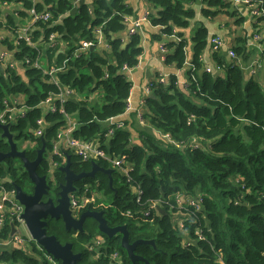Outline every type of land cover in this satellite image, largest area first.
I'll list each match as a JSON object with an SVG mask.
<instances>
[{
  "label": "trees",
  "instance_id": "trees-1",
  "mask_svg": "<svg viewBox=\"0 0 264 264\" xmlns=\"http://www.w3.org/2000/svg\"><path fill=\"white\" fill-rule=\"evenodd\" d=\"M15 1L24 5V16L32 7L38 12L51 13V19L35 23L32 39L37 42L42 38L44 43L51 34L57 33L66 48L56 55L55 65L61 66L68 59L66 68L57 73L60 85L49 81L42 69L33 67L37 59L45 57H49L48 66L51 65L59 46L47 47V43H41L32 47L20 40L15 60L24 61V70L0 66V105L8 96L22 93L30 107L27 117L11 127L15 140L26 137L38 139L40 146L46 143L47 150L37 172L50 177L48 150L59 129L67 124L58 99L55 112L39 104L50 94L59 93L61 86H68L75 94L66 98L63 106L78 124L73 135L87 141L98 138L108 153L126 155L133 163L131 174L142 183L145 199L171 197L177 192L204 197L202 212L187 221L184 233L170 211L166 215L161 211L151 216L142 215L132 185L121 176L118 184L116 173L112 186L109 176L103 172L96 176L99 184L94 177L77 182L81 190L92 184L89 197L98 185L97 190L110 202L108 207L99 206L98 209L104 211L109 224H127L131 242L155 240V247L139 244L135 249L138 255L150 264H264V89L261 84L253 77H247L236 58L228 62L218 53L215 56L220 64L226 65L225 74L215 75L213 71L202 69L201 55L208 44V31L201 26L193 39L192 67L186 72L187 79L182 81L178 74H170L165 82L153 85L155 97H145L144 118L157 130L168 133L175 143H166L163 138L146 131L139 135L140 142H134L127 127L117 128L113 135L106 136L109 119L123 115L127 110L133 83L126 68L138 65L143 51L139 33L128 39L120 35L131 13L126 0H93L79 6H76L78 0ZM193 1L151 0L156 9V14H149L151 23L160 26L167 37L175 34L180 39L164 43L169 49L165 53V63L178 69L185 65L188 46L179 29L189 26L193 10L188 6ZM206 1L209 8L205 14L208 16L227 12L231 7V3L224 0ZM261 1L264 8V0ZM263 20L264 16L259 17V21ZM100 26L108 41L109 52L98 49L95 28ZM174 29H177L176 33ZM83 41L95 42L94 49L80 51ZM246 42V38H239L234 46L237 56L242 59L248 58ZM5 43L13 47L8 39ZM26 58L30 59L29 63L25 62ZM43 115L49 123L43 136L36 138L30 130L16 136L17 129L35 126L36 119ZM2 135L0 127V151L7 152L10 145ZM195 138L202 139L200 146L191 145ZM26 154L34 158L37 150L26 151ZM67 156H70L71 169L75 172L92 169V161H83L71 150H64L61 156L54 155V161L59 165L52 174L58 183L65 182V173L60 167L66 164ZM97 162L106 168L110 166L104 160ZM0 174L11 179L5 182L9 187L14 183L25 191L24 186L30 183L19 158L6 157L0 161ZM128 209L132 210V216L123 214ZM199 228L203 230L202 239L196 234ZM47 230L62 243H73L74 251L82 253L79 264H146L132 262L121 245V235L109 237L102 233L93 218L86 219L84 231L78 237L73 235L75 231L66 230L61 221L52 218ZM9 232L10 228L5 229L0 237L9 236ZM99 235L105 240L104 245L91 249L84 245L92 246ZM186 238L192 241L186 244ZM28 243L31 254L26 248L17 246L2 248L0 264H50L45 250L35 240ZM98 248L102 251L100 255ZM114 252L121 255V262L111 261L107 256ZM58 263L62 264V261L58 259Z\"/></svg>",
  "mask_w": 264,
  "mask_h": 264
},
{
  "label": "built area",
  "instance_id": "built-area-1",
  "mask_svg": "<svg viewBox=\"0 0 264 264\" xmlns=\"http://www.w3.org/2000/svg\"><path fill=\"white\" fill-rule=\"evenodd\" d=\"M224 1H232V2H252L254 0H224ZM36 3V0H33ZM257 5L253 9V17L255 20L259 22V17L264 16V8L262 7L261 0H255ZM30 14L32 15L33 25L30 27L18 29L16 31H12L9 35L8 39L10 43L13 44V47L10 48L9 43L4 44V51L0 54V63L4 69H14L18 68L23 69V60H15V52L18 49L19 41L25 40L27 44L32 47H38L42 43V38L37 42L32 39L31 31L35 28V23L38 21H47L51 19L52 15L49 11L38 12L35 7L30 9ZM150 15L147 14L143 19H137L133 22L131 28L129 29V35L132 36L139 32L142 27V23L144 21H148L151 23ZM96 38L98 45L102 42L104 35L101 26L95 28ZM177 29H174V33H176ZM59 35L57 33H53L50 36L48 41H45L42 44L47 43V47L52 45L55 41H57ZM178 40H180L175 34L171 35ZM259 38V35L256 36ZM211 45L214 51L221 49L223 46V39L220 36H213L211 38ZM91 46H95V42L92 41H83L81 50H86ZM107 48H109V44H107ZM169 49L167 47L162 46V52L167 53ZM229 55L233 58L237 57V53L234 48H229ZM68 59H66L61 66L57 65H49L43 64L41 58L37 59L33 63V67L42 69L44 74L47 75L49 81L60 85L59 77L57 73L66 68V63ZM26 63L30 62L29 58H26ZM128 72L132 68H126ZM206 71H212L211 68L206 67ZM168 77V74L160 73L156 78H152L149 83L146 85L145 90L147 95L152 93L153 85L156 82H165ZM75 94L73 89L68 86H61V91L57 94H50L46 99H44L39 105L46 108L51 112L57 111L56 99L61 102V112L66 114L67 124L60 128L56 138L53 141V146L48 150L47 158L50 163V173L53 172L54 168L59 164L54 161V155H62L64 150H71L75 155H77L83 161H98L104 160L107 161L112 168L119 174V176L124 177L126 183H130L132 185V190L136 195V203L139 208V212L141 209V214L144 216H151L154 212L156 214H160V209H164L167 213L169 211L173 215V220L180 230L187 231V221L192 219L198 212H202L204 197L202 195H192L186 194L183 192H177L171 197L166 198H157V199H145L144 189L142 187V183L135 180L131 172L133 171V163L129 162L126 155L117 156L115 154L108 153L100 144L98 138L95 140H84L81 138H77L73 135L76 130L78 124L74 118L70 117L64 108V101L70 95ZM30 107L26 103L25 95L22 93L12 94L8 98L3 100L2 105H0V124H9L10 130L14 124L20 122V120L27 117L28 111ZM132 109L131 100L128 99L127 110L126 112ZM125 114V113H124ZM142 119L144 118V111L141 110L139 112ZM115 117L109 119V128L106 133V136H111L115 133L117 128H122L126 126L124 121H116L113 122ZM48 121L46 120L45 115L38 117L35 122V126L30 128V131L33 135L38 138L44 135L45 128L48 125ZM12 131V130H11ZM13 132V131H12ZM15 136V133H14ZM26 143L30 145L31 149L41 148L38 139L26 138ZM17 140V139H16ZM163 140L166 143H175L171 136L168 133H163ZM202 139H193L191 145L200 146V141ZM180 146V144H177ZM27 145L23 148H19L21 150L26 151ZM66 161V158H64ZM10 181L9 178L3 177L0 174V233L5 229L10 228L9 236L0 237V251L2 248H13L15 246L19 248H26L28 253H33L30 244L28 243L30 240H35L31 237L30 232L27 228L25 220L22 217L24 212V205L20 203V201L16 197V186L13 183V187H9L5 184V182ZM76 191H83L82 193H77ZM75 192L71 193V208L74 213L80 211L81 208L88 205L91 199L88 196V185L85 186L83 190L77 189ZM90 198V199H89ZM123 214L127 216H132V210L128 209ZM17 229V232L12 234L13 226ZM24 227L26 233L21 232L20 228ZM196 234L202 239L203 230L201 228L196 230ZM36 241V240H35ZM188 241H192V239H185V243L188 244ZM37 242V241H36ZM38 244V242H37ZM100 244V245H99ZM104 244L103 237L101 235L95 238V242L91 248L95 246H101ZM41 249L45 250L43 246L38 244ZM46 259L50 262V264H59L58 259H56L52 254L48 253L45 250ZM114 258V261L121 262L122 258L118 252H114L110 256ZM120 258V260H119Z\"/></svg>",
  "mask_w": 264,
  "mask_h": 264
},
{
  "label": "crops",
  "instance_id": "crops-1",
  "mask_svg": "<svg viewBox=\"0 0 264 264\" xmlns=\"http://www.w3.org/2000/svg\"><path fill=\"white\" fill-rule=\"evenodd\" d=\"M10 1L14 3L12 6H9L8 0L0 2V54L5 49L4 42L6 39L4 38H8L12 31L33 25L30 12L26 16L23 15L24 5L21 2ZM92 1L78 0L76 6H79L82 2L92 3ZM229 2L231 7L227 12L220 11L211 16L205 14V10L209 8L206 0H194L189 4L188 7L193 10V18H191L188 27L179 29L188 41L187 59L182 69L167 65L165 55L162 52L163 44L170 42L174 37H167L162 34V28L158 25H153L148 21L142 23L138 33L141 35L143 51L139 56L138 65L128 72L133 83L129 97L132 109L118 116L123 118L122 121L126 123L125 127L130 129L134 142H140L139 135L143 131L151 132L159 139L163 138V133L154 128L146 119H142L139 114L146 107L145 97L147 93L145 87L152 78H156L160 73L168 74V76L176 73L181 80L187 79L186 72L192 67L193 39L201 26H204L208 31V44L201 55L202 69L209 67L215 75L225 74L226 65L224 63L220 64L215 54L218 53L224 60L232 62L234 58L229 55V48H234L239 38H246L248 58L242 59L240 56L235 58L244 67L247 77L256 79L264 89V20L258 22L254 19L253 9L257 5L254 1ZM126 3L131 13L126 18L125 29L120 32L123 39L129 38V29L135 20L143 19L147 14H156V9L151 0H126ZM257 35H259V38L256 37ZM213 36H220L223 39V46L220 51H214L212 48L211 38ZM107 44V39L103 38L98 46L99 51L109 52L110 49L107 48ZM56 46H59L58 53L63 52L66 48L64 42L60 39L49 47ZM55 60L51 65L57 63Z\"/></svg>",
  "mask_w": 264,
  "mask_h": 264
},
{
  "label": "water",
  "instance_id": "water-1",
  "mask_svg": "<svg viewBox=\"0 0 264 264\" xmlns=\"http://www.w3.org/2000/svg\"><path fill=\"white\" fill-rule=\"evenodd\" d=\"M90 48L93 50L94 46H91ZM0 66L2 67L1 63ZM149 95L155 97L153 93H150ZM121 120H123V118L117 116L113 122ZM0 127L3 129L2 136L10 145L9 151H0V161H3L6 157L19 158L28 172L30 179L35 184V190L33 193L25 192L20 185L15 186L16 197L20 203L24 205L22 217L25 220L31 237L35 239L38 244L43 246L45 250L55 258L61 260L62 264H79V261L82 259V253L73 250L72 242L69 241L62 243L55 234H49L47 230V219L48 217L55 220L62 219L66 230L81 233L84 231L86 219L93 218L97 221L98 228L102 233L109 237L121 235V245L127 251L128 257L132 262L136 263L137 261H142L146 264H150L145 257L138 255L135 252V249L139 244H149L155 247L156 243L154 239H137L131 242L127 224L111 226L108 223L107 218H105L104 211L102 210L79 211L74 214V211L71 208L70 194L78 189L77 186H75L76 181L86 177H95L97 172H104L108 174L112 186L114 169L103 167L99 165L98 162L93 161L92 169L90 171L76 173L71 169L70 156H67L66 164L60 167V170L65 173L66 181L60 185V189L62 190L60 192L58 203L55 204L52 199L44 201L42 200V197L47 193L48 188L50 187L49 183L51 182L53 187H55L56 185L53 181H58L55 177L50 178L47 175H40L37 172V165H40L43 161L44 154L47 150L46 143L42 144L41 148L37 151V158L32 161L27 157L25 150L19 149L14 133L10 130V125L0 124ZM9 180L11 181V179ZM160 211L164 215L167 214L164 209H160ZM12 227V234H14L17 232V229L14 225Z\"/></svg>",
  "mask_w": 264,
  "mask_h": 264
},
{
  "label": "flooded vegetation",
  "instance_id": "flooded-vegetation-1",
  "mask_svg": "<svg viewBox=\"0 0 264 264\" xmlns=\"http://www.w3.org/2000/svg\"><path fill=\"white\" fill-rule=\"evenodd\" d=\"M40 148H36V150L38 151ZM28 157V156H27ZM30 160H35L36 158H37V156L36 157H34V158H30V157H28ZM47 158V157H46ZM23 164V163H22ZM42 164V162L40 163V165ZM40 165H37V169L39 168V166ZM100 165V164H99ZM102 166V165H101ZM108 168H112L111 166H109ZM112 169H114V168H112ZM77 173V172H76ZM79 173H81V172H79ZM98 173L99 172H97L96 173V175H95V181H96V184H99V179L96 177L97 175H98ZM104 173V172H103ZM114 173H116V171H115V169H114ZM114 173H113V176H114ZM106 174V173H105ZM108 175V174H107ZM50 177L51 178H53V174L52 173H50ZM93 178V179H94ZM66 181V180H65ZM79 181L80 180H78V181H76L75 182V186H77L76 185V183L78 182L79 183ZM54 183H55V185L56 186H58L59 188L58 189H54V187H53V185H52V183L50 182L49 184H50V187L48 188V191H47V193L46 194H44L43 195V197H42V200H44V201H47V200H49V199H52L53 200V202L55 203V204H57L58 203V199H59V197H60V192H61V190L62 189H60V185L62 184V183H58L56 180H54L53 181ZM65 183V182H64ZM88 185V184H87ZM90 185H92V184H89L88 185V191H89V186ZM111 185V184H110ZM97 186L98 185H96V192H100V191H98L97 190ZM25 191L27 192V193H33V191L35 190V184L32 182V180L30 179V183H28V184H26L25 186ZM77 188H79L78 186H77ZM94 190V189H93ZM116 194H117V191L115 192ZM71 195L72 194H70V197H71ZM90 199V198H89ZM91 201V202H90ZM89 204L88 205H86V207H84V208H81L80 209V211H88V210H102V209H98V205H96V203H97V201H92L91 199L89 200ZM92 206V208H88L87 206ZM103 211V210H102ZM74 214H76V213H74ZM49 219H51L50 217H48V224H49ZM59 221H61L62 223H63V221H62V219H58ZM64 224V223H63ZM111 225V224H110ZM111 226H113V225H111ZM116 226V225H115ZM76 232V231H75ZM102 236V235H101ZM94 242H95V240H93ZM120 241H121V239H120ZM69 242V241H68ZM71 242V241H70ZM66 243V242H65ZM104 243H105V240H104ZM86 247H89L90 249H91V245L89 244V243H85L84 244ZM100 245V244H99ZM104 245V244H103ZM74 250V249H73ZM98 253H99V255L100 254H102V251H101V249L100 248H98ZM104 255H106V254H104ZM108 257H110L111 255H107ZM96 257V259L98 258V255H96L95 256ZM56 259H58V258H56ZM110 260L111 261H113V260H115L114 258H111L110 257ZM119 260H120V258H119Z\"/></svg>",
  "mask_w": 264,
  "mask_h": 264
},
{
  "label": "rangeland",
  "instance_id": "rangeland-1",
  "mask_svg": "<svg viewBox=\"0 0 264 264\" xmlns=\"http://www.w3.org/2000/svg\"><path fill=\"white\" fill-rule=\"evenodd\" d=\"M1 1H2V0H0V2H1ZM14 1H15V0H14ZM8 3H9V6H12V5L14 4V3L11 2L10 0H8ZM54 46H55V45H54ZM58 51H59V49H58ZM58 51H57V53H58ZM57 53L55 54L53 60H55ZM43 55H45V54L43 53ZM42 62H43V64H47V63H48V59H47V57H45V58L42 60ZM95 95H96V94H95ZM8 97H9V96H8ZM25 99H26V97H25ZM29 130H30V127H28V126L25 127V128H23V129H21V130H20V129H17V130H16V136H18L20 133L26 134V133L29 132ZM16 142H17L19 148H23L25 145H27V147H26V151H27V152H30L31 150H34V149H31V148H30V145H29L28 143H26V139H25V138H19V139L16 140ZM17 167H18V168L21 167V165L18 164V162H17ZM24 170H25V168H24ZM20 173H21V172H20ZM116 182H117L118 184L121 183V182H120V176H119V174H118L117 172H116ZM90 198H91L92 201H97L96 205H98V206H106V207H108V206L110 205L109 199H107L108 197H106L102 192H96V189H94L93 191H91V196H90ZM20 231L26 233L24 227H21V228H20ZM78 234H79L78 232H75L73 235H74L75 237H78ZM96 237H97V236H96Z\"/></svg>",
  "mask_w": 264,
  "mask_h": 264
}]
</instances>
